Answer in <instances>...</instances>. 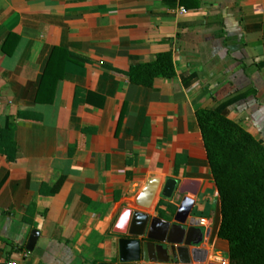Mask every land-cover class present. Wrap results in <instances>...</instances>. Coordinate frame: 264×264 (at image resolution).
Wrapping results in <instances>:
<instances>
[{
    "label": "crops",
    "instance_id": "obj_1",
    "mask_svg": "<svg viewBox=\"0 0 264 264\" xmlns=\"http://www.w3.org/2000/svg\"><path fill=\"white\" fill-rule=\"evenodd\" d=\"M164 51L174 76L129 81ZM231 98L264 144V0H0V264H119L132 214L182 198L227 254L195 112Z\"/></svg>",
    "mask_w": 264,
    "mask_h": 264
},
{
    "label": "trees",
    "instance_id": "obj_2",
    "mask_svg": "<svg viewBox=\"0 0 264 264\" xmlns=\"http://www.w3.org/2000/svg\"><path fill=\"white\" fill-rule=\"evenodd\" d=\"M174 75L171 51L127 71L130 82L144 86ZM231 102L195 112L220 202L217 235L227 242L229 264H264V144L228 116Z\"/></svg>",
    "mask_w": 264,
    "mask_h": 264
},
{
    "label": "water",
    "instance_id": "obj_3",
    "mask_svg": "<svg viewBox=\"0 0 264 264\" xmlns=\"http://www.w3.org/2000/svg\"><path fill=\"white\" fill-rule=\"evenodd\" d=\"M175 186L168 182L163 195L171 198ZM179 195L184 191L177 190ZM193 201L182 198L171 220L160 217H150L140 212H134L126 227H120L121 233L127 237L118 240L119 264H135L144 261L178 260L189 263L192 258L191 246L198 245L203 238V230L196 225L186 226ZM37 231L33 230L26 244L27 250H32L37 239ZM99 264H117L100 262Z\"/></svg>",
    "mask_w": 264,
    "mask_h": 264
},
{
    "label": "built area",
    "instance_id": "obj_4",
    "mask_svg": "<svg viewBox=\"0 0 264 264\" xmlns=\"http://www.w3.org/2000/svg\"><path fill=\"white\" fill-rule=\"evenodd\" d=\"M199 223L202 226H206L204 218H201ZM209 237V233L203 234L202 241L195 246H191V261L189 263H182L178 260L168 261H144L140 260L135 264H229L227 254L220 250L215 249L211 244L206 242ZM13 264V263H9Z\"/></svg>",
    "mask_w": 264,
    "mask_h": 264
},
{
    "label": "rangeland",
    "instance_id": "obj_5",
    "mask_svg": "<svg viewBox=\"0 0 264 264\" xmlns=\"http://www.w3.org/2000/svg\"><path fill=\"white\" fill-rule=\"evenodd\" d=\"M215 228H216V225H215ZM215 228H214V230H215ZM214 238H215V232H212V234L210 236V240H213ZM217 245L219 247H221L222 249H225V248H223V247H225L223 241L218 240ZM224 254H225V251H224Z\"/></svg>",
    "mask_w": 264,
    "mask_h": 264
}]
</instances>
